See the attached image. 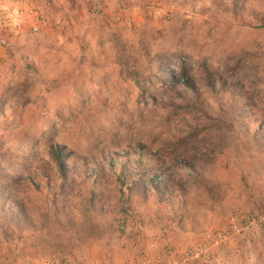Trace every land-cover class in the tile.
I'll use <instances>...</instances> for the list:
<instances>
[{
    "label": "rangeland",
    "instance_id": "374dc122",
    "mask_svg": "<svg viewBox=\"0 0 264 264\" xmlns=\"http://www.w3.org/2000/svg\"><path fill=\"white\" fill-rule=\"evenodd\" d=\"M26 2L0 28V264H264V0ZM155 177L171 201H129Z\"/></svg>",
    "mask_w": 264,
    "mask_h": 264
},
{
    "label": "trees",
    "instance_id": "16d2710c",
    "mask_svg": "<svg viewBox=\"0 0 264 264\" xmlns=\"http://www.w3.org/2000/svg\"><path fill=\"white\" fill-rule=\"evenodd\" d=\"M164 71H167L165 73V75L168 77V79L170 80V83L172 85H175V84H180L181 86H184V87H188V88H191L193 89V84L191 83V81L189 80V78L186 76V74H181L180 78L178 79L177 78V74L175 73V71L169 69V68H164ZM187 77V78H186ZM166 78H163V80L165 81ZM166 82V81H165ZM210 88H214V84H210L209 85ZM50 152L52 153V156H53V161H54V164L56 166V171L59 173V177L62 179V180H65V178L68 176L70 170H68V167L65 165V160H63V157L61 158V155L62 153L57 150V149H51ZM68 156H66L65 159H67ZM156 179H152V180H147L146 182L147 183H150L148 184L147 188L144 187L145 185H141L139 184V182H133V191L134 193H131V195H129V201H131V199L134 201V199L138 196H141L142 193H144L146 196H150V194L153 196V193H155V197L156 199H158L159 201H171L172 199L171 198H162L160 195L162 193V189L164 187V184H161L162 182H160L162 179L164 178H159V177H155ZM67 183V180L65 182V184ZM64 185V182L63 184ZM6 203L5 205L7 206L9 204L8 201H11V198H6ZM16 207L19 205L16 201L13 202ZM7 207H10V206H7ZM3 210H5V206L3 207ZM11 210V211H10ZM10 210L8 211L9 215L12 217V219H16L17 218L19 219V215L18 213H21L22 216H25V213L22 211V209H20V207L18 209H16L17 212L15 209H13L12 207L10 208ZM16 212H15V211ZM126 213L127 211H124V208L122 209V213H120L121 215L119 216V227H122L124 226L125 222H126ZM130 217V216H129ZM17 221H23V220H17Z\"/></svg>",
    "mask_w": 264,
    "mask_h": 264
},
{
    "label": "built area",
    "instance_id": "2783aa9c",
    "mask_svg": "<svg viewBox=\"0 0 264 264\" xmlns=\"http://www.w3.org/2000/svg\"><path fill=\"white\" fill-rule=\"evenodd\" d=\"M27 0H0V28H5L11 25V23H15L16 21H20L22 17L23 11L21 10V6L27 5ZM42 4V3H41ZM29 13L36 17V23H34L30 27V31L34 34L38 33L41 30L42 24L43 26L45 23L43 22L44 18L42 12L38 11L37 8L30 9ZM43 20V21H42ZM12 40L10 37H0V47L8 48ZM234 227V226H233ZM220 235L217 234L215 240L219 239ZM215 243L218 242L214 241ZM214 244V243H213ZM218 244V243H217ZM207 253V245H199L196 249L189 252V256H187V260L191 257H199L203 256Z\"/></svg>",
    "mask_w": 264,
    "mask_h": 264
}]
</instances>
